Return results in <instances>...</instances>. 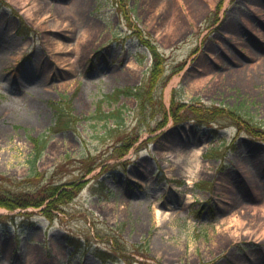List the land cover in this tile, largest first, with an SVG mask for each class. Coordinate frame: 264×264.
Here are the masks:
<instances>
[{
  "label": "rangeland",
  "instance_id": "rangeland-1",
  "mask_svg": "<svg viewBox=\"0 0 264 264\" xmlns=\"http://www.w3.org/2000/svg\"><path fill=\"white\" fill-rule=\"evenodd\" d=\"M194 1L0 0V185L35 188L42 133L40 183L80 185L51 218L7 211L0 264H264V140L223 113L264 127V0Z\"/></svg>",
  "mask_w": 264,
  "mask_h": 264
},
{
  "label": "trees",
  "instance_id": "trees-1",
  "mask_svg": "<svg viewBox=\"0 0 264 264\" xmlns=\"http://www.w3.org/2000/svg\"><path fill=\"white\" fill-rule=\"evenodd\" d=\"M144 40V39H143ZM150 50L151 53L153 55L154 58V65L152 68V71L150 73L149 76V85H153L155 80H156V76H159V74L161 73V66H160V61H159V54L156 51V49L153 46H150ZM116 93H118L117 95L120 94H131L134 95L135 98L140 99V97L143 95L142 93H138L136 89H133L131 87H126L123 89H117ZM148 93L145 94L144 99H143V104L144 106H146L149 102V97L147 96ZM183 105V103L181 104ZM192 106V105H191ZM56 107V119H55V123L49 127V131L50 130H55L56 129V125L58 124L61 127H66L68 126V121H66L65 115H67L66 111H65V107L63 106H57ZM142 107V106H141ZM180 107H176V109H179ZM193 108L196 111H199L200 109L196 106L194 107H190V109L193 110ZM170 109L173 110V105L170 106ZM171 110V111H172ZM112 113V112H111ZM194 113V112H192ZM223 113H228L233 119L234 118H239L242 119L244 121V123L248 126L247 128V132L253 135H257L259 136L262 140H264V127H262V125L258 122H256L255 120H253L252 118H248V117H243V114H241L238 110L237 107H229L227 108L226 112ZM106 116L108 117L110 113H105ZM113 114V113H112ZM117 119L114 122V127H107L105 134H109L111 136L114 135H118L121 133V126L123 125V116L118 115L117 114ZM200 116H197V114L195 113V115H193V117H184V119H190V118H197ZM129 135V133H127ZM110 136V137H111ZM47 138L46 133H42L38 136H36V138H34V148L32 150L31 153V157L28 160L29 162V169L31 172H35V175L32 176V178L34 179V177H37L36 179H38L39 182H37L35 184V188L33 189H25V190H11V189H6L3 188L2 185H0V207H4L8 210H13L15 208H22L25 209L27 207L33 206V207H39L42 204L45 205L44 208L40 211L42 215L51 218V216L54 214V212H62L63 210V205L68 202L73 195L75 194V192L78 190V188L80 187V185H76L74 183H72L71 185L73 186L72 188H65L59 191L60 189V185H55L52 184L50 179L48 178L46 181H44V183H40V181H42L44 179V177L41 176V173H37V171H35V161L36 159L40 156L41 151L44 148V144H45V140ZM127 140V136H121L119 139V143H124ZM138 140L137 136H134L126 145L125 147L121 150V152H119L120 154H123L126 150H128V148L131 147V145L136 142ZM115 144V148L119 145ZM130 146V147H129ZM92 169V168H91ZM90 169V170H91ZM88 169L89 172L90 171ZM10 180L9 178H5L2 175H0V180ZM61 185H66V183H62ZM32 214V211H24V212H20V215L24 216V217H28L29 215ZM8 218L7 215L4 214H0V222H2L3 220H6ZM110 253H108L107 251H100L98 249L95 250V255L97 257H99L102 261H108L110 259L116 258V254L109 251Z\"/></svg>",
  "mask_w": 264,
  "mask_h": 264
},
{
  "label": "bare ground",
  "instance_id": "bare-ground-1",
  "mask_svg": "<svg viewBox=\"0 0 264 264\" xmlns=\"http://www.w3.org/2000/svg\"><path fill=\"white\" fill-rule=\"evenodd\" d=\"M195 153H196V155L198 156V159H199V155H200V151L199 150H196L195 151ZM196 165V167H198V162L196 161V163H195ZM188 171H190V172H192L193 170L191 169V168H188ZM231 204H232V201L230 202ZM234 218V215H233V213L231 214V217H229V219L227 220V222H230V223H232L234 220V222H239V220L238 219H233ZM233 225V224H232ZM229 232H232L230 229H229ZM262 234H264V230H262V233H261V235Z\"/></svg>",
  "mask_w": 264,
  "mask_h": 264
}]
</instances>
